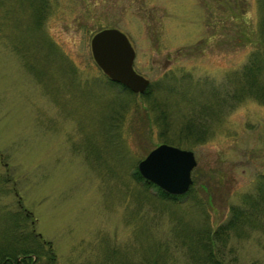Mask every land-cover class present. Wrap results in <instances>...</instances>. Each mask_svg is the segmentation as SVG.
<instances>
[{
    "label": "rangeland",
    "instance_id": "obj_1",
    "mask_svg": "<svg viewBox=\"0 0 264 264\" xmlns=\"http://www.w3.org/2000/svg\"><path fill=\"white\" fill-rule=\"evenodd\" d=\"M263 5L0 0V239L24 208L54 264H192L195 230L225 221L264 174V100L232 83L264 51ZM112 26L133 45L149 97L171 116L151 110L148 86L125 89L95 62L90 39ZM198 106L211 110L202 139L164 140L163 123L176 136ZM161 142L195 154L187 195L163 199L134 177ZM260 220L230 236L227 258L264 264Z\"/></svg>",
    "mask_w": 264,
    "mask_h": 264
},
{
    "label": "trees",
    "instance_id": "obj_2",
    "mask_svg": "<svg viewBox=\"0 0 264 264\" xmlns=\"http://www.w3.org/2000/svg\"><path fill=\"white\" fill-rule=\"evenodd\" d=\"M261 10V15H264V5L261 7ZM260 20L257 34L259 42L263 44L264 18ZM263 56L264 51L257 52L253 61H248L240 75H234L232 79V83L236 87L241 88V90L246 89L248 92H254L261 100H264ZM150 85L152 86V84ZM210 92L216 93L214 89ZM145 94L147 97L152 95L150 86L145 90ZM146 99L151 101V110L153 106L155 108L160 107L157 108L160 111L158 117L170 114V111L168 112L167 109L162 108L161 103H156L150 97ZM210 111L209 109H205L204 106L196 107L195 112L187 117L189 118L188 122L177 131L178 135L176 136L179 137L173 134H170L171 137L167 136L166 133L169 129L167 124L169 120L163 123L162 131L165 132L166 136L164 140L181 142L179 139L185 140V138H181L180 136L183 133L185 136H192L195 141L201 140L202 133L206 131L205 120L211 115ZM165 112L167 113L165 114ZM134 177L143 181L147 186L153 187L159 197L163 199H176L188 194V192L181 195L170 194L153 182L144 179L136 170ZM257 178L255 191L245 194L241 203H231L229 205L225 221L212 229L209 227L208 229L200 228L195 230V234L192 236L193 241L192 243H188L187 247L192 264H238L235 258H232V260L227 258L224 248L227 246L231 235L244 236L247 233V228L258 226L259 220L261 217H264V174H258ZM209 198H212L211 194H209ZM32 215L31 211L23 208L22 215L17 217L18 219L16 218L15 223H12L13 226L4 232V236L0 239V264H54L55 254L51 248L50 241L44 240L40 233L35 232V220L32 218ZM28 217L32 218V227L30 229L27 227L26 220ZM44 243L48 244V249L44 248Z\"/></svg>",
    "mask_w": 264,
    "mask_h": 264
},
{
    "label": "water",
    "instance_id": "obj_3",
    "mask_svg": "<svg viewBox=\"0 0 264 264\" xmlns=\"http://www.w3.org/2000/svg\"><path fill=\"white\" fill-rule=\"evenodd\" d=\"M91 53L102 71L133 92H143L149 79L133 66L135 50L127 35L117 27L97 30L90 39ZM196 158L190 149L161 142L137 163L143 178L170 194L185 193L193 179Z\"/></svg>",
    "mask_w": 264,
    "mask_h": 264
}]
</instances>
